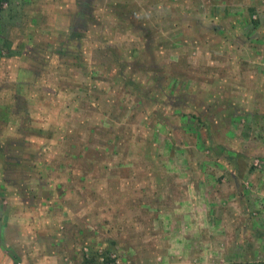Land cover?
Here are the masks:
<instances>
[{"label": "crops", "instance_id": "1", "mask_svg": "<svg viewBox=\"0 0 264 264\" xmlns=\"http://www.w3.org/2000/svg\"><path fill=\"white\" fill-rule=\"evenodd\" d=\"M3 3L6 6L0 7V264L51 263L62 242H69L68 238L62 239L54 226L66 214H70L66 220L76 230L74 238L77 236L78 240L84 234V223L86 228L121 229V234L113 235L118 244L163 247L173 262H255L264 255V171L249 167L252 157H264V127L259 120L264 117V87L244 81L251 80L253 72L242 71L240 63L230 61V67L242 77H237L239 85L234 81L232 90L237 107L229 105L233 111L231 119L228 118L230 125L225 135L215 137L218 146L211 156L204 154L205 138L201 141L199 135L194 138L189 135L198 126L211 134L217 133L223 107L221 110L217 104L206 109L203 100L195 102V97L191 100L189 94L179 97L169 84L171 89L167 94L171 99L176 97L172 103L181 100V105L168 106L172 110L169 121L160 119L159 114L151 116L155 121L148 122L147 127L155 131L151 133L149 148H144L140 157H129L123 152L121 159L114 160L113 169L107 164V169L101 172L86 156L82 167L77 157L71 158L75 156L72 147L75 143L69 140L70 134L79 132L78 124L54 126L36 141H28L25 133L29 128L15 112L14 102L17 106H27L32 101L40 103L39 93L38 98L26 97L23 89L35 92L38 88L39 92L42 88L51 97L40 81H27L33 70L27 58L29 52L23 49L30 51L31 34L36 40L41 38L40 31H46L47 24L55 21V12L62 11L50 9L56 5L53 0H4ZM64 5L72 3L66 1L61 6ZM210 22L209 25L200 22L203 25L197 27L203 31L202 35L196 32V41L198 35L205 41L199 44L195 41L200 55L198 66H209L212 62L208 56L218 53V44L211 37L223 34V30L218 29L215 20ZM246 22L241 19L239 23L245 34H250L254 28ZM180 35V31L172 35L174 49L166 48L173 63H179L178 51L183 45ZM43 39L41 43L45 42ZM44 47L41 46L40 52L47 51ZM152 48V54L160 52L155 46ZM228 53L241 54L231 47ZM165 66L171 70L167 80L174 82L168 78L170 73L173 76L174 67ZM200 76L198 72L193 79L182 75L184 81L201 80ZM10 90H14L11 96ZM15 91H19V96ZM193 105L200 115L189 111ZM87 106L91 109H87L90 125L85 127L88 138L97 129L102 136L112 133L114 123L108 120L107 125L97 117L98 111H102V116L112 118L107 115L111 109L104 103ZM177 113H184V118ZM96 121L103 124L95 127L97 123L92 122ZM35 129L39 134L40 127L32 128ZM29 150L36 157H31ZM40 151L44 152L43 158ZM65 182L70 183L68 193L64 191ZM85 182L80 189L78 183ZM78 193L85 202L78 198ZM79 203H86L87 208L79 209Z\"/></svg>", "mask_w": 264, "mask_h": 264}, {"label": "rangeland", "instance_id": "2", "mask_svg": "<svg viewBox=\"0 0 264 264\" xmlns=\"http://www.w3.org/2000/svg\"><path fill=\"white\" fill-rule=\"evenodd\" d=\"M53 1L56 5L50 9L62 12H55L53 16L55 21L47 24L46 31L43 29L40 31L41 38L36 40L35 35L31 34L30 51L28 48L23 49L29 52L27 58L33 70V76L26 78L27 81H40L42 87H47L46 89L51 92V97L48 98L42 88L39 92L38 88L35 92L23 89L22 93H26V97L38 98L39 93L40 103L39 105L34 101L28 103L27 99L25 102L28 103L27 106L26 104L17 106V102H14L17 109L15 112L19 117H23L24 123L29 128L25 133L28 141H36V138L41 137L46 129L51 130L49 128L54 126L72 125L73 127L74 124H78L79 132L70 134L69 140L75 143L72 145L75 156L71 158L77 157V162L79 161L82 167L86 156H89L90 161L95 162V169H100L101 172L102 169H107V164L112 168L114 160L121 159L123 152L129 157H140V153L145 152L143 149L149 148L151 133L155 131L147 127L148 122L151 124L155 121L151 116L159 114L160 119L169 121L172 119V110H168V106L172 108V105H181V100L178 103H172L174 98L171 99L167 94L171 89L169 84L173 85L177 95H181L179 97L189 94L191 100L195 97V102L199 99L203 100V106L206 109L217 104L221 110L223 107L217 133L211 134L205 128L198 126L196 131L189 135L191 138L199 135L201 141L206 139L202 143L205 144L202 148L204 154L209 157L218 146L215 137L225 135L230 125L228 118L231 119L230 115L233 111H230L229 105L233 104L237 107V101L233 102V97L236 98V95L232 94V90L235 89L234 81L238 84L237 77H242L237 70L231 68L230 61L240 63L239 67L242 71L248 69L253 72V78L244 81H252L258 88L264 87V0ZM66 1L72 5L61 6ZM2 6L5 7L6 4ZM56 13H58L57 20ZM241 19L254 28L250 34H245L243 31L239 23ZM214 20L218 29L223 30V34L217 33L216 36L211 37V41L218 44V53L207 55L212 62L209 66H198L197 60L200 55L197 54L198 45L195 44V36L197 31L200 32L199 35H202L203 30L199 31L197 27L201 25L200 22H206L205 25H209L212 23L210 21ZM29 24L30 22L27 23L28 27ZM176 31L181 32L178 39L183 43L181 50L178 51L179 63L170 61L171 54L166 52V48L171 50L175 48L171 39ZM34 32H36L35 29ZM199 35L196 42L204 43L205 41L202 42ZM42 39L44 43H41ZM40 45L43 48L46 46L47 51L40 52L42 49ZM152 46L160 49V52L152 54ZM230 47L232 51L237 50L241 54L230 55L228 53ZM242 58L246 61L242 62L244 61ZM165 65L174 67L173 76H170L171 73L168 75V78L174 79V82L167 80L168 70L169 72L171 70L166 69ZM196 72L200 73L201 80L195 78L196 81H184L186 79L182 75L193 79ZM229 78L233 81L220 80ZM184 87H186L185 90ZM244 87V85L239 86L240 89ZM10 91L11 96L14 90ZM15 95L19 96V91H15ZM203 97L208 98L203 99ZM89 103L91 105L104 103L107 109H111L112 112L106 111L112 118L102 116V111H98L97 117L100 122L104 121L107 125L108 120L114 123L115 129L112 133L109 135L104 133L102 136L98 134L97 129L88 138L85 127L90 125L87 122V112L91 111L87 106ZM71 106L75 109L73 114L76 116L72 115ZM189 111L200 115L199 109L194 108V105ZM183 114L175 115L183 117ZM189 115L193 116L190 113ZM259 120L263 122L262 127H264V117H260ZM99 121L92 123L94 125L97 123L95 127H98L103 124H99ZM33 127H40V133L37 134L36 129L33 131ZM257 137L260 136L257 135ZM64 138L67 139V136ZM106 139H110V142H104ZM125 148L127 150H124ZM29 151L27 153L31 157H36L33 150ZM40 153V158H43L44 152L40 151ZM254 158L264 159L259 155L252 157L249 162L252 170L254 169L251 167V162ZM112 169L110 171H113ZM69 184L64 183V191L67 193ZM85 184L86 182L78 183V186L82 189ZM77 196L85 202V198L81 197L83 195L78 193ZM80 208L85 210L86 203H79ZM66 215L54 226L62 239L68 238L66 241L69 242H62V245L54 252L53 260L48 264H84L86 258L91 256H95L96 264H102L105 256L113 261L110 264L115 262L118 264H186L173 262L171 255L165 254L163 247L150 245V248L145 246L142 248V246L118 244L113 235L121 234V229L113 230L105 227L106 230H101L91 226L86 228L87 224L84 223V234L78 240L77 236L74 238L76 230L71 228L67 222L69 220H66L70 214ZM261 261H264V255L255 262ZM225 262L205 264H234ZM247 263L253 262L240 261L238 264ZM13 264L23 263L14 261ZM28 264L41 263L31 261ZM188 264L198 263L192 261Z\"/></svg>", "mask_w": 264, "mask_h": 264}, {"label": "trees", "instance_id": "3", "mask_svg": "<svg viewBox=\"0 0 264 264\" xmlns=\"http://www.w3.org/2000/svg\"><path fill=\"white\" fill-rule=\"evenodd\" d=\"M3 2H4V0H0V7H2V4H4ZM112 262H113L112 260L110 261V259H108V257L105 256L102 264H110ZM84 264H96L95 263V256H91L90 258H86V260L84 261ZM234 264H238V263H234ZM247 264H264V261L247 263Z\"/></svg>", "mask_w": 264, "mask_h": 264}, {"label": "built area", "instance_id": "4", "mask_svg": "<svg viewBox=\"0 0 264 264\" xmlns=\"http://www.w3.org/2000/svg\"><path fill=\"white\" fill-rule=\"evenodd\" d=\"M251 167L256 171H264V159L254 158L251 162ZM115 264H118L115 262Z\"/></svg>", "mask_w": 264, "mask_h": 264}]
</instances>
